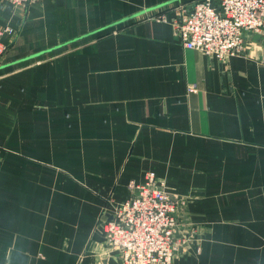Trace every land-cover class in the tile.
Returning a JSON list of instances; mask_svg holds the SVG:
<instances>
[{
  "label": "crops",
  "instance_id": "obj_1",
  "mask_svg": "<svg viewBox=\"0 0 264 264\" xmlns=\"http://www.w3.org/2000/svg\"><path fill=\"white\" fill-rule=\"evenodd\" d=\"M169 1L0 0V264H121L100 217L150 171L175 264H264V62L185 48Z\"/></svg>",
  "mask_w": 264,
  "mask_h": 264
},
{
  "label": "built area",
  "instance_id": "obj_2",
  "mask_svg": "<svg viewBox=\"0 0 264 264\" xmlns=\"http://www.w3.org/2000/svg\"><path fill=\"white\" fill-rule=\"evenodd\" d=\"M7 1L25 7L40 0ZM173 9L179 15L175 33L185 48L225 61L232 56L251 57L254 46L264 62V0H196ZM160 19L166 20V15ZM6 33L14 35L16 30L0 29V57L8 50L3 42ZM255 33L261 35L259 42L252 39ZM129 187L131 196L113 205L111 217L106 212L100 217L108 247L121 264H175L181 251L177 233L184 199L172 194L154 171Z\"/></svg>",
  "mask_w": 264,
  "mask_h": 264
},
{
  "label": "water",
  "instance_id": "obj_3",
  "mask_svg": "<svg viewBox=\"0 0 264 264\" xmlns=\"http://www.w3.org/2000/svg\"><path fill=\"white\" fill-rule=\"evenodd\" d=\"M173 1H176V0L169 1L168 3L160 4V5H158V6L154 7V8H152V9H156V8L162 7V6H164V5H166V4H169L170 2H173ZM152 9L144 10V11H142V12H140V13H137V15L144 14L145 12H148V11H150V10H152ZM132 17H134V15H132V16H130V17H128V18H132ZM128 18H127V19H128ZM252 39H253L254 41L259 42V41L261 40V35L255 33V34L253 35Z\"/></svg>",
  "mask_w": 264,
  "mask_h": 264
}]
</instances>
